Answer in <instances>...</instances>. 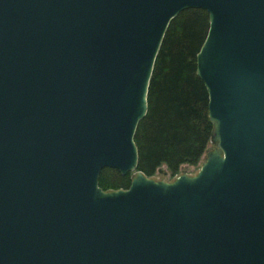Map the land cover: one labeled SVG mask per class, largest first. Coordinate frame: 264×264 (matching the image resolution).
<instances>
[{"label":"water","instance_id":"1","mask_svg":"<svg viewBox=\"0 0 264 264\" xmlns=\"http://www.w3.org/2000/svg\"><path fill=\"white\" fill-rule=\"evenodd\" d=\"M186 9L215 148L165 182L133 137ZM0 264H264V0H0Z\"/></svg>","mask_w":264,"mask_h":264},{"label":"trees","instance_id":"2","mask_svg":"<svg viewBox=\"0 0 264 264\" xmlns=\"http://www.w3.org/2000/svg\"><path fill=\"white\" fill-rule=\"evenodd\" d=\"M202 9H186L172 19L155 58L147 91V111L133 137L137 167L151 178L165 166L174 176L182 165H196L212 134L208 95L196 74L195 57L208 31ZM131 173L104 168L98 177L102 191L127 189Z\"/></svg>","mask_w":264,"mask_h":264},{"label":"rangeland","instance_id":"3","mask_svg":"<svg viewBox=\"0 0 264 264\" xmlns=\"http://www.w3.org/2000/svg\"><path fill=\"white\" fill-rule=\"evenodd\" d=\"M215 148V144L210 142L208 143L206 150L204 152V154L201 156L199 162L194 165V166H190V165H182L179 170L178 173L174 176H171V174L167 171L165 166H161L155 173V175L151 178L155 179V180H162L165 182H170L172 181L175 177H177L178 175L181 174H185L188 176H193L197 173V171L199 170L201 163L204 161L205 158V154L206 152L212 151Z\"/></svg>","mask_w":264,"mask_h":264}]
</instances>
